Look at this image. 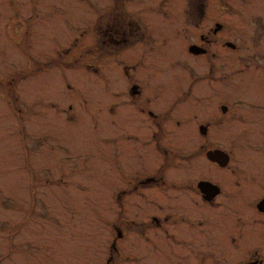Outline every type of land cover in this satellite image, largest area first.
I'll return each mask as SVG.
<instances>
[{"label": "flooded vegetation", "instance_id": "1", "mask_svg": "<svg viewBox=\"0 0 264 264\" xmlns=\"http://www.w3.org/2000/svg\"><path fill=\"white\" fill-rule=\"evenodd\" d=\"M76 1L97 16L82 55L110 49L108 73L119 78L107 109L116 222L106 264H143L162 252L264 264V0ZM76 1L1 0L26 15L29 35L31 18ZM174 43L202 62L172 75L191 77L179 92L163 73L184 65L169 56ZM97 62L88 65L96 75Z\"/></svg>", "mask_w": 264, "mask_h": 264}, {"label": "rangeland", "instance_id": "2", "mask_svg": "<svg viewBox=\"0 0 264 264\" xmlns=\"http://www.w3.org/2000/svg\"><path fill=\"white\" fill-rule=\"evenodd\" d=\"M76 2L31 18L35 32L29 35L26 15L16 16L13 4L0 0V264H106L116 222L107 109L119 78L108 73L110 49L82 55L97 16ZM141 11L138 19L148 22ZM168 48L174 61L184 62L163 72L179 92L191 77L172 75L196 73L202 62L176 43ZM158 53L146 49L148 57ZM94 58L97 75L88 66ZM146 257L143 264H198L171 252Z\"/></svg>", "mask_w": 264, "mask_h": 264}]
</instances>
